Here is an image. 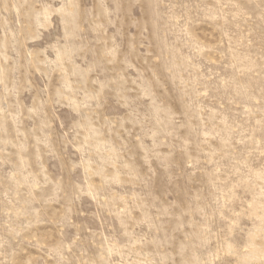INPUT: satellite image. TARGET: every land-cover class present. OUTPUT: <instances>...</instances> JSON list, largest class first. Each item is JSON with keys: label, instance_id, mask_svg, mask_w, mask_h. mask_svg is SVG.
Instances as JSON below:
<instances>
[{"label": "rangeland", "instance_id": "rangeland-1", "mask_svg": "<svg viewBox=\"0 0 264 264\" xmlns=\"http://www.w3.org/2000/svg\"><path fill=\"white\" fill-rule=\"evenodd\" d=\"M0 264H264V0H0Z\"/></svg>", "mask_w": 264, "mask_h": 264}]
</instances>
